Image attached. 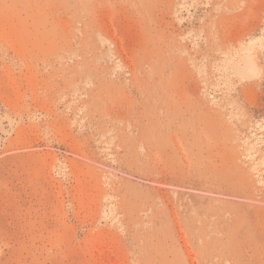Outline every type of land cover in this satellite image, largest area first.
<instances>
[{
    "label": "rangeland",
    "instance_id": "374dc122",
    "mask_svg": "<svg viewBox=\"0 0 264 264\" xmlns=\"http://www.w3.org/2000/svg\"><path fill=\"white\" fill-rule=\"evenodd\" d=\"M0 264H264V0H0Z\"/></svg>",
    "mask_w": 264,
    "mask_h": 264
}]
</instances>
